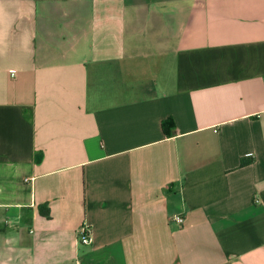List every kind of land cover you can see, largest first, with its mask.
I'll use <instances>...</instances> for the list:
<instances>
[{
	"label": "crops",
	"instance_id": "crops-1",
	"mask_svg": "<svg viewBox=\"0 0 264 264\" xmlns=\"http://www.w3.org/2000/svg\"><path fill=\"white\" fill-rule=\"evenodd\" d=\"M0 264H264V0H0Z\"/></svg>",
	"mask_w": 264,
	"mask_h": 264
},
{
	"label": "trees",
	"instance_id": "trees-1",
	"mask_svg": "<svg viewBox=\"0 0 264 264\" xmlns=\"http://www.w3.org/2000/svg\"><path fill=\"white\" fill-rule=\"evenodd\" d=\"M162 128H163V132L165 133V135L167 137H173L174 136V133H175V129H176V126H175V121L173 118H169L167 120H164L163 123H162ZM251 163L250 160H242V165H246V164H249ZM40 211V214L49 218L50 217V210L48 207L46 206H42L40 207L39 209Z\"/></svg>",
	"mask_w": 264,
	"mask_h": 264
},
{
	"label": "built area",
	"instance_id": "built-area-1",
	"mask_svg": "<svg viewBox=\"0 0 264 264\" xmlns=\"http://www.w3.org/2000/svg\"><path fill=\"white\" fill-rule=\"evenodd\" d=\"M174 220L180 224H182L184 222L183 216H180V215L175 216ZM79 239H80L81 244L87 245V244L91 243V241H92L91 231L88 227H83L81 229Z\"/></svg>",
	"mask_w": 264,
	"mask_h": 264
}]
</instances>
